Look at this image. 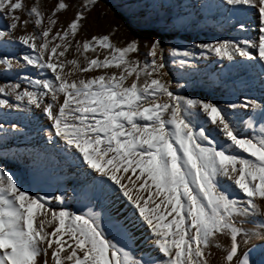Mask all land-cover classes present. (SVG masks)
<instances>
[{"label": "snow or ice", "instance_id": "1", "mask_svg": "<svg viewBox=\"0 0 264 264\" xmlns=\"http://www.w3.org/2000/svg\"><path fill=\"white\" fill-rule=\"evenodd\" d=\"M96 3L82 0L75 7L56 0L44 11L35 0L30 7L22 0H0V20L6 21L0 29V65L31 66L40 77L18 76L0 86V109L5 116L16 110L20 119L36 110L31 115L47 143L76 170L70 187L86 194L81 208L87 209L56 211L47 193H30L0 170V264H216L213 249H221V243L219 264H264V246L259 259L256 246L246 247L256 235L264 239V103L245 99L221 106L193 97L187 83L172 86L165 79L169 71L159 39L142 45L133 38L123 46L111 43L108 34L77 39ZM180 7L158 0L142 22L167 28L179 16L172 9ZM207 8L228 13L233 28L252 38L196 44L199 56L210 53L229 67L253 71L264 84V0L199 5ZM249 13L254 27L241 19ZM29 24L32 31H25ZM12 46H21V53L10 54ZM90 51L96 56L84 55ZM168 51L173 58L196 57L187 49ZM178 63L184 67L186 61ZM109 68L118 72L83 75ZM188 69L198 71L194 63ZM244 116L245 125H261L257 135L238 130ZM11 127L19 131L16 124ZM237 190L242 195L237 197ZM109 197L126 201L125 219L144 227L150 251L137 254L125 223L107 214ZM106 227L121 241L109 239Z\"/></svg>", "mask_w": 264, "mask_h": 264}, {"label": "rangeland", "instance_id": "2", "mask_svg": "<svg viewBox=\"0 0 264 264\" xmlns=\"http://www.w3.org/2000/svg\"><path fill=\"white\" fill-rule=\"evenodd\" d=\"M55 2L56 0H35V3L40 5L44 11ZM68 2L78 7L82 0H68ZM153 2H158V0H97L95 7L87 14L88 21L77 39L83 41L86 37L90 38L92 35L108 34L110 42L117 46H123L124 41L133 38L139 40L142 45L151 39H159L165 50L164 59L167 71H169V76L165 79L172 86H175L177 82L180 84L187 83L188 88L186 91L190 92L193 97L219 103L221 106L227 102L240 103L245 99H254L257 102L264 103V88L257 79L253 78L251 71L237 66L229 67L228 61H220L210 53L206 54L207 58H201L199 56L200 50L195 48L196 44L214 43L218 39L235 38L240 40L245 37L252 38L248 33L233 28L234 20L229 17L228 13L215 8L199 9L201 4H215L217 0H170L171 3L181 5L179 9H172V14L175 15L179 12V16L173 20L172 24L163 29L158 25L148 28L142 22V17L147 18L152 13L151 4ZM22 3L30 7L32 0H22ZM145 4H148L149 7L145 8ZM186 4L196 5L197 9L185 8L184 5ZM70 15H72L71 11L66 16H61L60 20L63 21ZM21 19L28 18L22 15ZM241 19L247 23L251 19V14L249 13L246 17L242 16ZM5 23L6 21L0 20V29L3 28ZM25 31H32V25H27ZM150 32H156L157 35H149ZM170 48H176L181 52L186 49L194 51L196 57L191 60L180 56L173 58L168 51ZM8 51L15 56L17 53H21V46H12ZM98 51L99 58L103 59L104 51ZM141 51L143 52L145 49L142 47ZM84 55L93 58L96 53L90 51ZM66 56L69 59L74 58L73 49L70 48ZM135 58L138 60L143 59L139 55ZM180 59L186 61L184 67L179 65L178 61ZM80 60L82 62L83 58L81 57ZM16 62L21 63L22 60L17 59ZM190 63L196 64L198 71L189 74L188 65ZM114 71L118 72V69H94L92 72L83 75H97L102 74V72L110 74ZM25 75L40 78L38 72L31 66L26 65L24 69L15 67L7 69L0 65V86L15 83L18 76L22 79ZM47 75L50 76L51 73ZM23 87L25 85L22 84L21 88ZM257 87L262 90L259 94L256 92ZM29 90L32 89L29 88ZM177 91L181 95L185 94V91L179 89ZM7 99L11 103H19L11 97ZM32 111L36 110L32 108L30 112L24 114L29 118L20 119V114L16 110L5 116L3 115L4 110L0 109V170L10 172L19 186L27 189L30 193L37 190L41 195L47 193L48 202L55 206L56 211H59L61 207L68 211L76 209L81 212L86 211L87 209L81 208V204L86 203V195L78 203L80 192L73 193L70 186L71 189H68V184L73 183L70 174H74L70 171L69 164L58 162V159L54 158V150L47 153L38 146L36 137L39 136V133L42 136L43 132L40 129V123L32 117ZM239 111L243 113L245 110L241 109ZM247 120L248 117L244 116L243 120L237 125L238 130L249 136L257 135L261 125L258 123L254 124V127L245 125L244 121ZM12 124H16L19 131L14 130L11 127ZM5 131L7 135H5ZM45 148L47 147L45 146ZM59 188H62V190H59ZM239 195L242 194H238L237 197ZM56 196H60L61 200H55ZM109 201V198L105 200V206L110 204ZM128 230L134 238L136 251L137 245L133 230L130 228ZM114 233L118 236L115 242H120V235L117 231H114ZM106 234L111 239L110 234L107 232ZM256 236L249 243L258 247L263 239L259 235ZM133 242H127L128 247H132ZM142 252H147V246L143 248ZM257 259H259V256H257Z\"/></svg>", "mask_w": 264, "mask_h": 264}, {"label": "bare ground", "instance_id": "3", "mask_svg": "<svg viewBox=\"0 0 264 264\" xmlns=\"http://www.w3.org/2000/svg\"><path fill=\"white\" fill-rule=\"evenodd\" d=\"M250 14H251L250 21L252 22L253 27H254L255 16L252 13H250ZM252 35L254 36V32L252 33ZM245 73H246V71H245ZM251 74L253 75V78L257 79L259 81V83L261 84V86L264 88V84L261 83V81L258 78L257 74L255 72H253V71H251ZM256 92L258 94L261 93L262 92L261 88L257 87V91ZM42 136H44V135L42 134ZM42 136L39 133V136L36 137V141L38 143V146H40L43 149V151L45 150L47 153H49V152L51 153V150H54V155H55L54 158H57L58 162H60V163H66L65 160H64V157H63V153L56 151L52 146H50L47 143V137L46 136L42 137ZM45 146L47 148H45ZM70 171L75 173L76 170L74 168L70 167ZM72 184L73 183H69L68 184V189H71L69 186L72 185ZM59 190H62V188H59ZM238 194L239 193H238V190H237V195ZM84 195H86V194L85 193H81V192L79 193V195H78L79 196L78 197L79 202H81L82 197ZM109 200H110V204L105 206L106 209H107V214L110 215L112 218L115 217V218H113L114 220L118 219V220L123 221L125 223V225L127 226V228H130V229L133 230V236L136 239V245H137L136 252L139 254L140 252L143 251V248L145 246H147V251H150V247H149L150 246V240L147 239L148 234L145 232L144 227H142L139 223H137L134 218H131V223H129V221L127 219H125L126 217H129V212L127 211V208H126V201H124L123 198H121L120 200H116L115 197H109ZM258 203H259V201H258ZM95 210L99 211V208H96ZM244 227L246 229H249V230H253V231L256 230V229H253L252 226L247 225V224H245ZM114 231L115 230L106 227V232L110 234V238L115 242L117 240L118 236L114 233ZM252 239H255V238H252ZM252 239H250V240H252ZM252 246H254V245H251V243H248V245L246 247L247 248H251ZM260 246H264V239L262 240V243H261ZM260 246L257 247V256H259V248H260ZM223 247H225V245L223 243H221V249H213V253H214L213 260L216 262V264H219V261H221L222 258H223L222 257Z\"/></svg>", "mask_w": 264, "mask_h": 264}]
</instances>
